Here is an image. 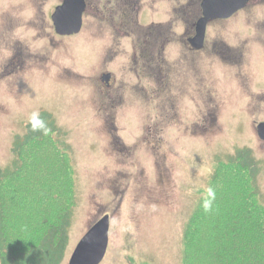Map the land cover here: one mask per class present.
I'll return each instance as SVG.
<instances>
[{
  "label": "rangeland",
  "instance_id": "rangeland-1",
  "mask_svg": "<svg viewBox=\"0 0 264 264\" xmlns=\"http://www.w3.org/2000/svg\"><path fill=\"white\" fill-rule=\"evenodd\" d=\"M6 1L0 0V8ZM208 27L213 36L214 22ZM4 43L0 38V46ZM101 51V45L81 43L56 50H22L23 68L11 66L2 72L9 53L0 48V169L13 158L14 136L23 134L37 113L49 111L68 145L75 176V203L61 264H67L78 240L104 214L109 218L108 247L99 264H182L184 225L200 191L208 186L216 161L226 159L218 67L206 57L207 78L215 90L210 99L194 94L189 102L179 94L162 100V111L180 116V129L164 130L165 142L159 149L141 136L142 105L129 101L127 112L119 110L117 122L129 150L117 151L109 140L112 129L102 124L94 108L95 77L106 69ZM198 63L191 77L196 87L201 83ZM132 65V59L117 57L110 67L116 77L134 84ZM177 71L183 84L182 69ZM128 114L138 115L133 135L122 128ZM258 168L256 180L264 200V159Z\"/></svg>",
  "mask_w": 264,
  "mask_h": 264
},
{
  "label": "flooded vegetation",
  "instance_id": "flooded-vegetation-1",
  "mask_svg": "<svg viewBox=\"0 0 264 264\" xmlns=\"http://www.w3.org/2000/svg\"><path fill=\"white\" fill-rule=\"evenodd\" d=\"M203 1L7 0L0 8V38L5 41L0 48L9 53L2 72L23 68L22 50L101 45L106 69L95 77L94 108L112 129L109 140L117 151L129 150L117 122L119 110L126 111L132 101L142 105L141 136L159 149L164 130L180 129V116L162 111V100L181 94L191 102L194 94L209 99L215 94L204 63L208 57L218 67L225 158L250 159L258 166L264 159V0H211L213 19L206 24L202 45L196 46L192 40ZM117 57L132 59L134 84L114 74L110 65ZM197 63L201 83L196 87L191 77ZM126 116L122 128L133 135L138 115Z\"/></svg>",
  "mask_w": 264,
  "mask_h": 264
},
{
  "label": "trees",
  "instance_id": "trees-1",
  "mask_svg": "<svg viewBox=\"0 0 264 264\" xmlns=\"http://www.w3.org/2000/svg\"><path fill=\"white\" fill-rule=\"evenodd\" d=\"M23 132L0 169V264H61L75 203L68 145L49 111L28 120ZM213 170L184 225L181 263L264 264L257 162L221 159Z\"/></svg>",
  "mask_w": 264,
  "mask_h": 264
},
{
  "label": "water",
  "instance_id": "water-1",
  "mask_svg": "<svg viewBox=\"0 0 264 264\" xmlns=\"http://www.w3.org/2000/svg\"><path fill=\"white\" fill-rule=\"evenodd\" d=\"M202 10L203 17L197 21V34L192 40L193 45L196 46L202 45L206 24L209 19H213L212 1L204 0ZM108 228L109 218L105 214L90 226L79 239L69 256L67 264H99L104 258L108 246Z\"/></svg>",
  "mask_w": 264,
  "mask_h": 264
},
{
  "label": "clouds",
  "instance_id": "clouds-1",
  "mask_svg": "<svg viewBox=\"0 0 264 264\" xmlns=\"http://www.w3.org/2000/svg\"><path fill=\"white\" fill-rule=\"evenodd\" d=\"M37 123H39L40 126H43L41 122L37 121ZM205 207H208V205L206 204Z\"/></svg>",
  "mask_w": 264,
  "mask_h": 264
}]
</instances>
